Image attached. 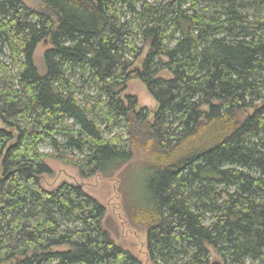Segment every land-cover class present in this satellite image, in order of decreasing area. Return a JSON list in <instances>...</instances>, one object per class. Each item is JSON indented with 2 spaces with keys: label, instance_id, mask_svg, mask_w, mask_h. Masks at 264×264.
<instances>
[{
  "label": "trees",
  "instance_id": "obj_1",
  "mask_svg": "<svg viewBox=\"0 0 264 264\" xmlns=\"http://www.w3.org/2000/svg\"><path fill=\"white\" fill-rule=\"evenodd\" d=\"M39 1L0 0V264H142L81 186L40 182L46 158L86 179L136 146L152 264H264V0Z\"/></svg>",
  "mask_w": 264,
  "mask_h": 264
},
{
  "label": "rangeland",
  "instance_id": "obj_2",
  "mask_svg": "<svg viewBox=\"0 0 264 264\" xmlns=\"http://www.w3.org/2000/svg\"><path fill=\"white\" fill-rule=\"evenodd\" d=\"M21 1L32 9L40 10L39 0ZM49 47L50 44L43 41L35 50L34 63L40 73H44L43 53ZM141 60L142 58L135 63V67H139ZM159 76L170 78V75L166 72L160 73ZM124 95H131L136 98L137 110L140 108L148 110L150 114L148 123H151L157 105L144 85L136 79H131L128 81L122 96ZM58 141L61 142L62 139L58 137ZM40 150L48 155L53 153L51 142L48 140L43 142L40 145ZM146 158L147 152L136 146L133 148L132 159L123 164L118 170L105 175L96 174L86 179L79 176L76 168L52 158H46L45 163L50 167L52 174L43 175L40 182L46 190H52L62 182L81 186L86 193L94 197L104 207L103 226L112 240L118 246L136 256L142 264H152L146 248V228L132 221L133 211L136 208H143L148 205L144 183L147 177L144 170ZM210 251L212 261L218 262L215 253L212 250Z\"/></svg>",
  "mask_w": 264,
  "mask_h": 264
}]
</instances>
